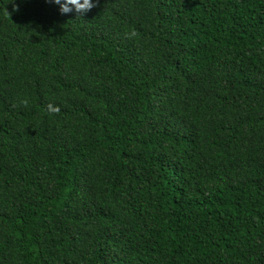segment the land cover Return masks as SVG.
Returning a JSON list of instances; mask_svg holds the SVG:
<instances>
[{
  "label": "trees",
  "instance_id": "trees-1",
  "mask_svg": "<svg viewBox=\"0 0 264 264\" xmlns=\"http://www.w3.org/2000/svg\"><path fill=\"white\" fill-rule=\"evenodd\" d=\"M0 264H264V0H0Z\"/></svg>",
  "mask_w": 264,
  "mask_h": 264
},
{
  "label": "clouds",
  "instance_id": "clouds-1",
  "mask_svg": "<svg viewBox=\"0 0 264 264\" xmlns=\"http://www.w3.org/2000/svg\"><path fill=\"white\" fill-rule=\"evenodd\" d=\"M52 2L58 5V11L60 13H74L76 17L82 16L95 4V0H52ZM46 108L50 112L59 111V106L51 102L47 104Z\"/></svg>",
  "mask_w": 264,
  "mask_h": 264
}]
</instances>
